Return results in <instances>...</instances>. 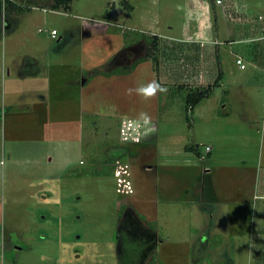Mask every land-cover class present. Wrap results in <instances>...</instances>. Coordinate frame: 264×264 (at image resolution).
Returning <instances> with one entry per match:
<instances>
[{"label":"rangeland","instance_id":"1","mask_svg":"<svg viewBox=\"0 0 264 264\" xmlns=\"http://www.w3.org/2000/svg\"><path fill=\"white\" fill-rule=\"evenodd\" d=\"M10 1L16 9L0 2V264H246L233 240L203 241L206 227L174 199L187 170L210 165L212 137L221 158L222 139L246 135L237 58L249 64L248 36L225 13L232 0ZM241 1L244 26L264 32V0ZM131 49L146 59L132 66ZM202 52L219 85L188 112ZM259 107L262 121V86Z\"/></svg>","mask_w":264,"mask_h":264},{"label":"crops","instance_id":"2","mask_svg":"<svg viewBox=\"0 0 264 264\" xmlns=\"http://www.w3.org/2000/svg\"><path fill=\"white\" fill-rule=\"evenodd\" d=\"M249 6V3L241 0H232L224 8L231 21L242 23L248 36L242 41L249 46L244 51L249 64L246 68H241L247 71V79L238 83V86L244 89V101L248 100L250 103V107L243 113V122L247 126L246 135L242 139H222L221 142H227L230 147L221 158L214 154L218 143L217 138L212 137L209 140L211 144L206 146L210 165L205 170L195 167L193 170H187L180 193H174V199L183 201V210L191 215L192 212L195 213L196 220L206 227L203 232L208 233H202L203 241L213 236H219L222 242L233 240L235 255L243 252L247 258L246 264H264V115L262 121L256 117L260 113L261 86L264 87V56L256 62L249 59L255 54V51L252 52L251 43L260 41L258 54L260 50L264 51V32L258 31L254 26H244L249 23ZM204 58L202 52L201 60L195 65L196 71L190 73L191 79L187 76L196 87L208 86L215 82L214 78L210 77L209 66L204 62ZM231 93H228L229 97ZM213 120L214 118L211 119ZM232 146L236 147L232 149ZM171 176H174V173ZM209 221H212V229L207 226ZM237 242L244 243L243 250L238 247ZM223 246L224 244H221L216 250ZM3 249L0 245V253Z\"/></svg>","mask_w":264,"mask_h":264},{"label":"trees","instance_id":"3","mask_svg":"<svg viewBox=\"0 0 264 264\" xmlns=\"http://www.w3.org/2000/svg\"><path fill=\"white\" fill-rule=\"evenodd\" d=\"M53 9L54 10H58L60 8H65V9H69L70 8V4L72 2V0H53ZM7 4L9 5L8 6V10L11 9H16L17 8V5L11 3L10 0H7ZM122 4L123 6L126 8V9H129V10H133V5L130 4V2L128 0H123L122 1ZM7 19V18H6ZM8 21V20H7ZM9 22V21H8ZM8 29H9V26H10V22L6 24ZM159 40H160V37L158 35H153V36H150V38L147 40V45L149 43V51H148V54H146V57H149L150 59H157L158 57H155V54L157 53L158 51V48H159ZM145 57V56H144ZM146 58H141V59H138V60H135V62L132 64L133 65H137L139 62H142L144 61ZM130 66V65H128ZM126 66V67H128ZM123 72V71H122ZM125 72H128L126 69H124V73ZM131 72V71H129ZM219 84V80H216L215 83L213 84H210L208 86H197L196 88H192V91H190L187 96H186V106H187V111L189 112H193L194 109L202 102L204 101L205 99L209 98L211 96V94L213 93L214 91V88ZM1 130H2V113L0 111V148H1ZM140 246V245H139ZM135 249H138V247H134ZM132 252H134L132 250Z\"/></svg>","mask_w":264,"mask_h":264},{"label":"built area","instance_id":"4","mask_svg":"<svg viewBox=\"0 0 264 264\" xmlns=\"http://www.w3.org/2000/svg\"><path fill=\"white\" fill-rule=\"evenodd\" d=\"M224 1H225V0H215V2H216L217 5H222V4H224ZM262 18H263V17L260 16V19H262ZM51 35H52L54 38H57V35H58L57 30H53L52 33H51ZM237 63L241 66V68H243V69L246 68V64L244 63L243 58L238 57V58H237ZM130 125H131V124H130ZM207 149L210 150L209 147H208Z\"/></svg>","mask_w":264,"mask_h":264},{"label":"flooded vegetation","instance_id":"5","mask_svg":"<svg viewBox=\"0 0 264 264\" xmlns=\"http://www.w3.org/2000/svg\"><path fill=\"white\" fill-rule=\"evenodd\" d=\"M130 52H131V53H132V52L134 53V50L131 49V50L129 51V53H130ZM131 53H130V54H131ZM135 57H136V56H133V54H131V56L128 55V58H129V60H131V63L135 62ZM125 66H126V65H125Z\"/></svg>","mask_w":264,"mask_h":264}]
</instances>
